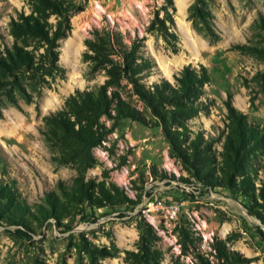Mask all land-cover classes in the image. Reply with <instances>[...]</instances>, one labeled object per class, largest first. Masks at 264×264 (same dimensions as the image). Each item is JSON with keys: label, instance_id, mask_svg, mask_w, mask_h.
<instances>
[{"label": "rangeland", "instance_id": "rangeland-1", "mask_svg": "<svg viewBox=\"0 0 264 264\" xmlns=\"http://www.w3.org/2000/svg\"><path fill=\"white\" fill-rule=\"evenodd\" d=\"M195 1L174 0L175 25L170 31L179 36V50L173 52L156 30L149 31L157 12L160 18L164 16L166 0H74L84 11L72 17L71 33L59 41L65 77L45 89L34 104L21 102L15 107L0 98V174L3 171L4 179L15 183L34 213L47 193L60 195L61 185L71 186L79 175L114 184L133 201L113 208L85 206L78 216L60 225L52 219L29 218L24 229L2 222L0 264H125V251L136 250L140 225L145 224L159 237L163 264H264V226L250 212L254 208L251 199L197 180L180 161L170 158V146L160 127L121 120L95 149L98 164L85 172L55 162L57 152L42 134L43 117L61 110L77 90H94L105 82L104 71L90 74L88 63L83 62L84 42L96 30L114 32L128 45L144 39L142 51L157 65L148 84L163 78L174 83V75L188 65L207 68L206 110L189 126L192 136L201 131L213 142L212 151L219 160L227 133L229 96L249 122L264 128V79L256 78L264 69V0H206L215 15L217 42L205 38L188 19ZM23 10L28 13L27 0H0V41L4 37L12 44L9 23ZM246 47L247 51L242 50ZM160 63L167 66V72ZM131 88L123 89V95L143 109ZM147 116L155 121L148 112ZM252 163V177L260 187L264 151H258ZM152 205H159L158 211L147 213ZM113 242L119 249L113 259L98 260L87 254L90 246L110 247ZM220 242L238 252L242 262L219 258L214 246Z\"/></svg>", "mask_w": 264, "mask_h": 264}, {"label": "trees", "instance_id": "trees-1", "mask_svg": "<svg viewBox=\"0 0 264 264\" xmlns=\"http://www.w3.org/2000/svg\"><path fill=\"white\" fill-rule=\"evenodd\" d=\"M164 16L157 12L149 31L156 30L173 52L179 50V36L170 31L174 27V0H166ZM28 13L23 10L9 23L11 45L0 41V98L19 107L21 102L34 104L45 89H51L63 79L66 69L61 64L59 41L72 29V17L84 11L74 0H27ZM170 9L172 12H170ZM188 19L196 30L211 42L219 40L215 15L206 0H196L189 8ZM83 62L89 73L104 71L106 80L94 90H77L70 95L61 110L43 117L42 134L51 149L57 152L55 162L68 164L85 172L98 164L97 149L114 132L119 122L130 119L145 127H160L169 144V156L184 165L199 181L211 187H226L247 196L254 204L250 212L264 226V180L260 187L252 177L253 157L264 151V128L249 122L248 116L235 109L232 96L226 101L227 133L220 153L212 151L213 142L206 140L201 131L193 134L189 123L206 110L204 88L210 82L207 68L200 65L185 66L174 75L175 82L161 79L148 84L157 65L143 53L144 39L132 40L128 45L111 31H94L93 38L84 42ZM242 50L247 51V47ZM256 52V51H255ZM262 53L263 51H257ZM264 79V69L256 74ZM126 84V85H125ZM131 86L132 94L139 98L143 109L134 106L123 95ZM147 112L155 119L152 121ZM112 122L108 126L103 120ZM156 176V169L152 170ZM0 174V223L26 228L29 218L54 220L63 224L79 215L80 208H113L133 201L114 184L77 176L71 186L61 185L60 195L47 193L42 205L32 211L15 183ZM256 207L260 211H254ZM142 233L136 250H126L125 264H163L162 252L157 248L159 237L151 225H140ZM22 234V231H17ZM264 235V231H261ZM219 258L227 262H242L240 254L229 251L224 242L214 246ZM87 254L93 259H113L119 249L90 246Z\"/></svg>", "mask_w": 264, "mask_h": 264}, {"label": "built area", "instance_id": "built-area-1", "mask_svg": "<svg viewBox=\"0 0 264 264\" xmlns=\"http://www.w3.org/2000/svg\"><path fill=\"white\" fill-rule=\"evenodd\" d=\"M124 185H125V188H126V183H124ZM158 206L159 205H152V209H151V211L150 212H147V213H152V212H154V211H158ZM146 213V212H145Z\"/></svg>", "mask_w": 264, "mask_h": 264}, {"label": "bare ground", "instance_id": "bare-ground-1", "mask_svg": "<svg viewBox=\"0 0 264 264\" xmlns=\"http://www.w3.org/2000/svg\"><path fill=\"white\" fill-rule=\"evenodd\" d=\"M160 66L162 67V69L167 72V66H165L164 64L160 63Z\"/></svg>", "mask_w": 264, "mask_h": 264}]
</instances>
